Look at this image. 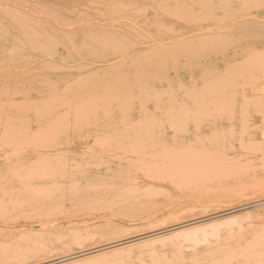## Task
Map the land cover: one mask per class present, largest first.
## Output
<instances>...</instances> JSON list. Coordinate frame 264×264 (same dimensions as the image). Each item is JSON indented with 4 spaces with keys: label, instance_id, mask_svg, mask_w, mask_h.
Returning <instances> with one entry per match:
<instances>
[{
    "label": "rangeland",
    "instance_id": "obj_1",
    "mask_svg": "<svg viewBox=\"0 0 264 264\" xmlns=\"http://www.w3.org/2000/svg\"><path fill=\"white\" fill-rule=\"evenodd\" d=\"M255 203L59 264H264V0H0V264Z\"/></svg>",
    "mask_w": 264,
    "mask_h": 264
},
{
    "label": "bare ground",
    "instance_id": "obj_2",
    "mask_svg": "<svg viewBox=\"0 0 264 264\" xmlns=\"http://www.w3.org/2000/svg\"><path fill=\"white\" fill-rule=\"evenodd\" d=\"M183 40V39H182ZM178 42V41H177ZM144 46V45H143ZM146 46H147V44H146ZM151 49V48H150ZM158 52V51H157ZM148 53V52H147ZM159 53V52H158ZM161 53V52H160ZM144 55H145V53H144ZM151 56H153V55H151ZM155 56V55H154ZM153 56V57H154ZM227 74V73H226ZM120 79V78H119ZM141 79V78H140ZM93 81V80H92ZM88 82H90V81H88ZM207 85V84H206ZM209 85V84H208ZM92 87V86H91ZM209 87V86H208ZM212 89V88H211ZM106 90V89H105ZM64 92V91H63ZM92 94V93H91ZM56 95V94H55ZM61 95V94H60ZM52 97V96H51ZM1 143H3V142H1ZM257 205H259V203H255V204H250V205H247V206H244V207H241L240 209H235V210H232V211H229V212H222V213H219V214H216V215H214V216H211V217H207V218H204V219H199V220H194V221H190V222H185V223H181V224H178V225H175V226H172V227H169V228H166V229H163V230H161V231H158V232H154V233H150V234H146V235H142V236H138V237H132V238H127V239H122V240H118V241H116V242H114V243H110V244H108V245H105V246H103V247H93V248H89V249H86V250H83V251H80V252H78V253H74V254H70V255H67V256H65V257H60V258H55L54 260L52 259V260H48V261H46V262H42V263H40V264H59V263H64V262H68V261H70V263H75V261L74 262H71V261H73V260H75V259H79L80 257H84V256H86V255H91V254H93V253H95V252H97V251H100V250H109L110 252L109 253H111L112 251H114V250H112V249H114L115 247L117 248V246H120V245H124L125 243H131V242H134V241H138V240H140L141 241V239H144V238H147V237H150V236H152V235H155V234H161V233H165V232H170V231H177V230H180V229H184V227H190L191 225H194V224H197V223H201V222H204V221H206L207 223H208V221L210 220V221H212L213 219H217V218H221V216H223V215H226V214H228V213H231V212H235V211H238V210H247L248 208H251V207H255V206H257ZM212 219V220H211ZM218 220V219H217ZM217 220H215V221H217ZM209 221V222H210ZM214 221V220H213ZM199 225V224H198ZM196 226V225H195ZM193 227V226H192ZM188 229H190V228H188ZM171 233V232H170ZM170 233L168 234L169 236H170ZM178 233H176V235H177ZM183 234V233H182ZM172 235V234H171ZM174 235V234H173ZM168 237V236H167ZM79 246V245H78ZM161 249V248H160ZM177 250H179V249H181L180 248V246L179 247H177L176 248ZM248 251V250H247ZM161 253H162V251H161ZM237 255V254H236ZM90 257H94V256H90ZM88 258V259H91V258ZM135 258H137V257H135ZM227 258V257H226ZM84 259H86V258H83V259H81V260H77V261H83Z\"/></svg>",
    "mask_w": 264,
    "mask_h": 264
}]
</instances>
